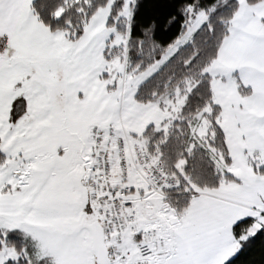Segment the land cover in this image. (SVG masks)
Instances as JSON below:
<instances>
[{
    "label": "snow or ice",
    "instance_id": "6c2138e0",
    "mask_svg": "<svg viewBox=\"0 0 264 264\" xmlns=\"http://www.w3.org/2000/svg\"><path fill=\"white\" fill-rule=\"evenodd\" d=\"M0 264H264V0H0Z\"/></svg>",
    "mask_w": 264,
    "mask_h": 264
}]
</instances>
